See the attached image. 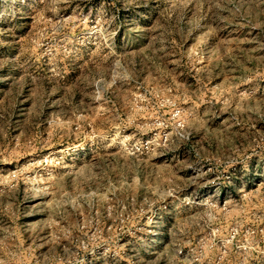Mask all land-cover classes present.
<instances>
[{"label": "rangeland", "instance_id": "1", "mask_svg": "<svg viewBox=\"0 0 264 264\" xmlns=\"http://www.w3.org/2000/svg\"><path fill=\"white\" fill-rule=\"evenodd\" d=\"M0 264H264V0H0Z\"/></svg>", "mask_w": 264, "mask_h": 264}]
</instances>
